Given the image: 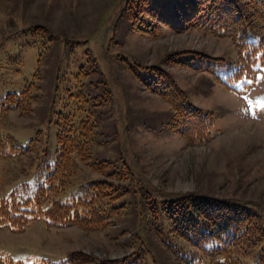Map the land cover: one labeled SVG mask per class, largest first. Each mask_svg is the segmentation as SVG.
<instances>
[{"label": "rangeland", "instance_id": "rangeland-1", "mask_svg": "<svg viewBox=\"0 0 264 264\" xmlns=\"http://www.w3.org/2000/svg\"><path fill=\"white\" fill-rule=\"evenodd\" d=\"M123 2L0 0V99L24 88L32 96L0 118V131L19 145L32 139L28 153L0 158V197L13 188L25 195L34 192L54 154L57 112L74 111L78 104L81 114L91 110L95 122L92 159L115 160V183L119 192L126 190L115 201L121 207L112 225L102 231L44 226L42 221L31 222L21 233L0 229V253L13 260L30 264L40 256L56 259L72 250L120 258L133 248L124 242L136 232L143 264H185L180 256L190 264H215L211 257L199 259L187 241L169 230L162 213L151 209L159 204L158 192L201 193L264 210V75L255 73L245 94L224 88L217 79L225 78L236 59L228 38L201 29L173 33L165 28L149 38L130 30ZM182 50L224 58L220 68H213L217 78L164 62L165 55ZM124 59L162 66L188 101L214 113L218 134L204 144H185L166 126L167 103L149 92ZM80 66L95 70L78 77L85 88L91 90L92 85H84L88 80L96 81L94 93L101 94V85L110 86L103 105L93 107L77 96ZM122 162L128 173L119 171ZM79 166L61 199L77 193L83 182L105 176L84 163ZM122 229L127 230L118 235Z\"/></svg>", "mask_w": 264, "mask_h": 264}, {"label": "trees", "instance_id": "trees-1", "mask_svg": "<svg viewBox=\"0 0 264 264\" xmlns=\"http://www.w3.org/2000/svg\"><path fill=\"white\" fill-rule=\"evenodd\" d=\"M122 8L130 30L149 38H155L162 28L173 33L201 29L228 38L236 49V59L230 63L231 69L225 77L229 82L252 79L255 71L264 68V0H124ZM203 58L206 60L202 61ZM124 60L126 68L138 80H144L151 93L167 103L170 114L166 126L185 144H204L218 132L214 126V113L188 101L183 89L162 66ZM191 60L197 64L193 65ZM222 60V57L190 50L172 52L164 57L168 65L208 72L220 68ZM93 72L95 70L89 66H80L75 76L79 80ZM85 84L92 85L91 90L79 80L77 96L80 101H91L93 107L103 105L112 93L108 85H101L99 94L97 91L94 93L98 88L96 81L88 80ZM28 91L24 88L17 93H6L0 99V118L11 109H20L23 101L28 102L32 97ZM80 110L82 107L78 104L74 111L57 112L54 154L46 165L44 177L31 195L13 188L0 197V229L21 232L31 220L36 219L42 220L45 226L68 224L83 231H102L112 225V218L121 207V204L115 205V201L126 190L119 192L115 183V160L92 159L95 122L91 118V110L85 114ZM31 149L32 139L21 146L12 135L0 131V158L26 154ZM79 163L105 176L83 182L79 193H69L61 199L73 174L80 168ZM119 169L121 173L129 172L125 162ZM158 193L159 204L151 209L162 213L169 230L187 241L199 259L218 256L220 264L248 261L250 264H264V219L260 213L264 210L259 212L226 198L189 191L174 195ZM126 230L122 229L118 235ZM133 234L124 242L133 248L120 258L97 257L72 250L57 259L42 257L30 264H143L141 241L136 232ZM130 257L139 258V262L129 261ZM179 259L190 264L189 258L180 256ZM0 264L25 263L0 253Z\"/></svg>", "mask_w": 264, "mask_h": 264}]
</instances>
